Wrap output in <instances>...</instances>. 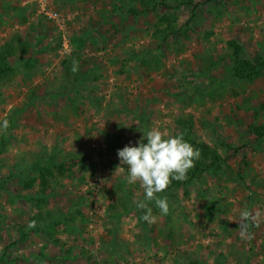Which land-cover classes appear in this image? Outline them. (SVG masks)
Masks as SVG:
<instances>
[{"label": "rangeland", "instance_id": "374dc122", "mask_svg": "<svg viewBox=\"0 0 264 264\" xmlns=\"http://www.w3.org/2000/svg\"><path fill=\"white\" fill-rule=\"evenodd\" d=\"M141 1L45 0L60 30L39 0H0V46L25 35L42 53L26 74L10 59L18 75L0 83V264H264V71L230 77L231 43L264 60V0ZM163 14L178 31L165 43L152 39ZM76 54L72 83L61 64ZM190 120L226 162L171 183L169 213L148 202V223L118 150ZM245 209L260 216L241 238Z\"/></svg>", "mask_w": 264, "mask_h": 264}, {"label": "clouds", "instance_id": "9594fccd", "mask_svg": "<svg viewBox=\"0 0 264 264\" xmlns=\"http://www.w3.org/2000/svg\"><path fill=\"white\" fill-rule=\"evenodd\" d=\"M73 73L79 71V62L73 61ZM8 121L4 120L2 127L7 129ZM147 141L146 143L144 141ZM121 165H127V183L137 184L144 192V201H137L139 209L146 210L143 220L155 223L156 217L148 202H154L161 215L169 213L167 198H161L159 193L166 191L173 180L183 181L187 173L195 166V161L200 158V151L184 140L183 135L171 136L158 127H153L138 141V146H128L118 150ZM125 170L123 167H118ZM260 213L253 215L248 210L240 212V219L244 223L238 224L241 238L250 235L247 224L256 221ZM30 227L35 226L32 222Z\"/></svg>", "mask_w": 264, "mask_h": 264}, {"label": "trees", "instance_id": "16d2710c", "mask_svg": "<svg viewBox=\"0 0 264 264\" xmlns=\"http://www.w3.org/2000/svg\"><path fill=\"white\" fill-rule=\"evenodd\" d=\"M185 2V0H183ZM188 2V1H186ZM141 5L145 7L146 12H151L154 8L149 9L150 1H141ZM174 10L178 9L173 8ZM135 9L127 10L128 15H135ZM32 29L30 30V32ZM178 33L175 25V21L171 19V17L167 14H163L160 16L157 25L155 26L154 32L152 34V39L155 41H161L165 43L167 39L171 36H175ZM30 36V35H29ZM37 39H23L21 37H12L9 41L4 42L3 45L0 46V83L3 85H9L16 78L17 69L12 67L10 63V59L15 60V62H19V66L21 68V74H26L28 72H32L36 66L37 56L42 55L39 53L35 47L37 46ZM73 45V44H72ZM232 48V56L230 58L231 70L230 77L235 82H246L250 83L257 79L261 72L264 71V60L257 59L255 61H250L244 59L242 57V49L234 43L230 44ZM45 52H43L44 54ZM79 54L74 55L70 59L64 60L61 64V68L65 69L64 73L66 75L72 76V83L76 82L79 77V71L73 73L72 65L73 61H77L79 59ZM20 58L21 61L18 60ZM72 59V60H71ZM69 71H72L71 73ZM75 77V78H74ZM74 88V87H73ZM178 126L181 129V133L179 135H183L185 141L190 143L195 149L200 151V158L195 161V166L190 169L187 173V178L183 181H172V186L174 188H179L183 184L190 185L194 181H198L203 173L208 171L215 172L220 169V165L226 162L217 152L216 149L208 146L207 144L196 143L192 138L193 131V123L188 122H178ZM261 129H258L260 131ZM257 132V131H256ZM258 136L262 139L264 138V133L258 134ZM4 137V135H3ZM4 143L3 138L0 141V154L4 151ZM49 160H53L49 159ZM50 166H54L51 164ZM46 167H40V165L33 166V169L39 172V179L45 180L44 171ZM55 169L62 170V165L54 166Z\"/></svg>", "mask_w": 264, "mask_h": 264}, {"label": "built area", "instance_id": "2783aa9c", "mask_svg": "<svg viewBox=\"0 0 264 264\" xmlns=\"http://www.w3.org/2000/svg\"><path fill=\"white\" fill-rule=\"evenodd\" d=\"M39 12L40 14H42L47 20L52 21L53 23L57 24V26L60 28V30H62V25H59L62 21H61V14L59 12L56 11H50L47 9L46 2L45 0H39ZM64 39V37H63ZM63 48L67 49L68 48V43H63Z\"/></svg>", "mask_w": 264, "mask_h": 264}, {"label": "crops", "instance_id": "0c3cea01", "mask_svg": "<svg viewBox=\"0 0 264 264\" xmlns=\"http://www.w3.org/2000/svg\"><path fill=\"white\" fill-rule=\"evenodd\" d=\"M25 36V35H24ZM24 36H20L21 38H23V39H25V37ZM27 36V35H26Z\"/></svg>", "mask_w": 264, "mask_h": 264}]
</instances>
